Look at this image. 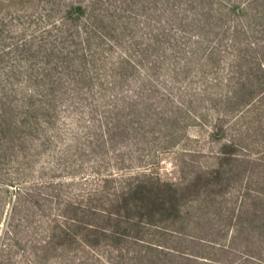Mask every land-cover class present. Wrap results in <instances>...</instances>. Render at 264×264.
<instances>
[{"label":"rangeland","instance_id":"rangeland-1","mask_svg":"<svg viewBox=\"0 0 264 264\" xmlns=\"http://www.w3.org/2000/svg\"><path fill=\"white\" fill-rule=\"evenodd\" d=\"M106 177L183 189L166 249L47 246ZM0 264H264V0H0Z\"/></svg>","mask_w":264,"mask_h":264},{"label":"trees","instance_id":"trees-1","mask_svg":"<svg viewBox=\"0 0 264 264\" xmlns=\"http://www.w3.org/2000/svg\"><path fill=\"white\" fill-rule=\"evenodd\" d=\"M86 13L85 4L72 3L65 10L62 21L77 22L84 18ZM62 21L56 24H61ZM69 32L71 33L68 29L66 33ZM72 38L74 41L75 37ZM220 173V169L214 170V174ZM116 176L119 175L109 177ZM109 177L103 180V186L87 194L86 202L68 200L63 205L62 214L55 215L52 220L53 234L49 237L48 247L59 243L61 247L83 244L86 248L92 249L104 244L120 254V257H124V249H121V246L126 243L141 247L145 245L149 250L166 249L159 244V240L147 237L145 232L152 228L161 230L160 223L163 221L180 218L183 189L174 183L155 178L128 179L120 188L111 190L112 188L105 185ZM170 251L180 256L174 257L182 259L187 257L178 250Z\"/></svg>","mask_w":264,"mask_h":264}]
</instances>
